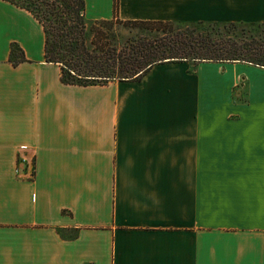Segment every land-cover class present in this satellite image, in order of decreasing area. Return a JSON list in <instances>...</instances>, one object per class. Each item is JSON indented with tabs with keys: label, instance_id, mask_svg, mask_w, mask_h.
I'll return each instance as SVG.
<instances>
[{
	"label": "crops",
	"instance_id": "crops-1",
	"mask_svg": "<svg viewBox=\"0 0 264 264\" xmlns=\"http://www.w3.org/2000/svg\"><path fill=\"white\" fill-rule=\"evenodd\" d=\"M113 12L85 0L88 19ZM117 15L264 21V0H117ZM0 264H264V66L66 83L40 21L0 0Z\"/></svg>",
	"mask_w": 264,
	"mask_h": 264
},
{
	"label": "trees",
	"instance_id": "trees-1",
	"mask_svg": "<svg viewBox=\"0 0 264 264\" xmlns=\"http://www.w3.org/2000/svg\"><path fill=\"white\" fill-rule=\"evenodd\" d=\"M29 10L42 24L44 58L58 63L60 79L80 85L140 78L168 60H246L264 66V21H173L121 19L117 0L111 18L88 19L85 0H8ZM135 26L126 36L114 22ZM13 63L25 60L10 43Z\"/></svg>",
	"mask_w": 264,
	"mask_h": 264
},
{
	"label": "rangeland",
	"instance_id": "rangeland-1",
	"mask_svg": "<svg viewBox=\"0 0 264 264\" xmlns=\"http://www.w3.org/2000/svg\"><path fill=\"white\" fill-rule=\"evenodd\" d=\"M113 29L116 32H118L120 35L126 36L131 32H135L137 30V27L125 25L122 22L117 21V22H114Z\"/></svg>",
	"mask_w": 264,
	"mask_h": 264
}]
</instances>
